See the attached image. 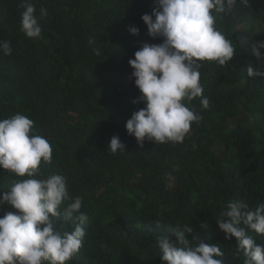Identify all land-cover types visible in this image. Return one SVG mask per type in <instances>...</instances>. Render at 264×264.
<instances>
[{
    "label": "trees",
    "instance_id": "16d2710c",
    "mask_svg": "<svg viewBox=\"0 0 264 264\" xmlns=\"http://www.w3.org/2000/svg\"><path fill=\"white\" fill-rule=\"evenodd\" d=\"M42 28L40 38L20 30L21 0H0V40L12 54L0 53V119L20 113L33 131L52 145L51 163L41 162V177L61 174L69 193L81 196L88 215L79 253L68 264H162L155 240L168 227L188 224L209 244H219L222 264H244L236 239L226 238L216 219L229 200L255 209L264 204V77L247 76L257 61L251 46L264 40V0L237 4L217 27L237 46L225 66L202 62L204 109L183 143L140 147L126 130L133 112L145 104L134 84L129 59L148 35L144 14L155 0H31ZM47 15H40V8ZM139 29L138 35L129 27ZM250 26L253 33L237 31ZM95 37V44L89 39ZM100 50V55L94 54ZM264 56V49H261ZM264 71V68H261ZM125 152L110 154L111 138ZM18 179L0 168V196ZM17 211L0 205V216ZM207 222L209 229L200 227ZM72 225L57 223L61 232ZM264 245V235L250 232Z\"/></svg>",
    "mask_w": 264,
    "mask_h": 264
},
{
    "label": "clouds",
    "instance_id": "9594fccd",
    "mask_svg": "<svg viewBox=\"0 0 264 264\" xmlns=\"http://www.w3.org/2000/svg\"><path fill=\"white\" fill-rule=\"evenodd\" d=\"M249 6V0H155L152 14L141 18L148 35L161 37L160 44L143 43L128 63L134 70V84L140 96L132 103L145 106L131 115L126 130L143 147L145 140L154 144L183 143L192 124L202 115L190 108L194 99L207 109L203 96L200 69L202 62L227 65L236 53V45L217 27L218 20L236 11L237 4ZM20 30L28 37H41L42 28L31 0H21ZM40 15L47 10L40 8ZM133 35L139 29L129 27ZM96 38L89 39L95 44ZM264 40L251 46L257 65L246 67L248 77H264ZM9 40H0V53L12 54ZM100 55L99 49H94ZM34 121L17 113L0 119V168L18 179L0 196V205L7 203L15 212L0 216V264H68L80 251L89 221L81 212L83 198L69 193L66 178L61 174L41 177V162L51 163V142L33 131ZM118 137L111 138L108 152H125ZM72 225L61 232L57 223ZM226 238L236 239V251L243 252L244 264H264V245L256 243L250 232L264 235V204L252 209L240 200H229L216 219ZM207 231L209 224L201 223ZM188 224L168 227L157 236L162 264H222L219 244L203 242Z\"/></svg>",
    "mask_w": 264,
    "mask_h": 264
},
{
    "label": "rangeland",
    "instance_id": "374dc122",
    "mask_svg": "<svg viewBox=\"0 0 264 264\" xmlns=\"http://www.w3.org/2000/svg\"><path fill=\"white\" fill-rule=\"evenodd\" d=\"M236 30L237 31L246 30L248 32L253 33V31L250 29V26H247V27H245V26H239V27L236 28Z\"/></svg>",
    "mask_w": 264,
    "mask_h": 264
}]
</instances>
